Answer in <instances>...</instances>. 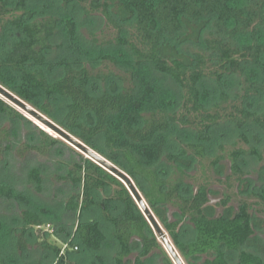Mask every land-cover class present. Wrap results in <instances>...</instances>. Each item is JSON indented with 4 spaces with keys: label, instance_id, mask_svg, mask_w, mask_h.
<instances>
[{
    "label": "trees",
    "instance_id": "obj_1",
    "mask_svg": "<svg viewBox=\"0 0 264 264\" xmlns=\"http://www.w3.org/2000/svg\"><path fill=\"white\" fill-rule=\"evenodd\" d=\"M40 1L60 2L63 9L78 8L86 16L102 15L116 35L102 43L92 34L93 42L121 47L128 57L121 62L111 54L101 55L97 62L112 64L120 72L65 61L61 75L49 79L45 67L54 38L67 18L69 34L75 33L76 26L70 16H61L60 8L56 10L60 15L38 13ZM151 70L178 86L175 108H169L152 87ZM206 81L220 88L217 100L210 104L202 100ZM234 81L236 93L229 90ZM97 82L108 87L98 90ZM0 85L129 175L187 264H197L200 256H210L204 264H264L246 249L255 234L252 205L244 201L235 213L226 195V212L219 216L209 205L210 171L228 160L232 172L228 181L241 182L240 158L252 154L262 159L255 147L245 149L238 143L233 150L220 145L221 154L213 157L209 145L223 124L235 126L238 139L246 143L251 129L264 131V0H0ZM61 102L62 111L57 107ZM0 115L27 121L1 96ZM172 128L190 131L193 139L168 154L169 168L159 169L155 159L165 151L160 139ZM39 136L38 145L31 147L43 152L59 143L67 145L44 129H39ZM10 149V132L0 130V155ZM75 153L78 159L61 179L80 185L82 193L68 207L99 209L118 244L114 264H131L134 244L140 249L134 264H146L155 250L163 254L164 264H174L127 186ZM181 157L194 160L201 176L174 162ZM29 180L42 188L40 170H31ZM189 181L196 191L186 188ZM102 191L110 194L96 200L95 194ZM7 196L12 197L10 192ZM257 197L264 204V188ZM167 205L194 226L191 241L182 239L179 221L164 218ZM22 219L24 235L30 226L44 224L29 211L23 212ZM105 240L98 221H79L74 242L67 244L69 256L54 247L52 264H75L70 255L78 254L79 248L95 255L87 264H98L96 254ZM18 245L22 253L27 251L23 238ZM229 253L236 254L235 262ZM0 264L8 261L0 257Z\"/></svg>",
    "mask_w": 264,
    "mask_h": 264
},
{
    "label": "rangeland",
    "instance_id": "obj_2",
    "mask_svg": "<svg viewBox=\"0 0 264 264\" xmlns=\"http://www.w3.org/2000/svg\"><path fill=\"white\" fill-rule=\"evenodd\" d=\"M36 6L38 13H45L46 15L61 14L63 17L64 15L70 16L76 26L75 33L69 34L65 24L69 20L67 18L54 38V47L48 54V64L45 67L49 79L53 80L61 75V63L65 61L74 62L75 65L78 62L88 68L95 67L97 70L108 71V69H112L120 72L112 64H108L107 67L105 64L97 62V58L101 55L111 54L118 57L121 62L127 60L128 57V51L121 47L102 46L93 42L92 34H95L96 38L102 43L116 35V30L107 27L106 20L102 15L86 16L78 8L63 9L61 3L56 1H40L36 3ZM59 8L61 13L56 11ZM149 80L152 87L162 95V99L164 97L168 107L175 108L179 101L180 91L178 86L169 77L152 70L150 71ZM96 86L98 90L108 87L103 82H97ZM236 86L237 82L234 81L230 85V92L236 93ZM201 93L203 102L210 104L217 100L220 88L216 83L206 81L202 83ZM0 96L3 97L2 95ZM3 98L19 110L27 121L31 123L27 121L20 122L0 115V130L9 131L11 140V149L0 155V257L5 258L8 264H52L56 261L54 247L61 248L62 254L69 256L66 251L67 244L74 242L79 221H98L105 233L106 240L102 249L96 254L97 262L98 264H114V257L118 252V244L112 237V226L102 220L97 207H92L88 210L69 209L68 202L82 193V187L61 179L68 175L72 165L78 159L75 152L84 155L85 158L90 159L91 157L69 144L64 138H61L50 128L36 120L31 114L19 108L7 98ZM63 106L64 103L62 102L57 105L60 111L63 110ZM54 123L57 124L56 122ZM57 125L60 126L59 124ZM39 129H44L48 133L54 134L56 138H59L67 145L59 143L45 152L32 148L39 143ZM238 135V130L235 126L230 124L221 125L214 131L213 139L209 145L210 156L215 157L221 154L220 145H224L227 150H233L237 147L234 144L238 143L245 149L255 147L262 155V159L252 154L244 155L240 158L239 164L244 172L241 182L236 181L235 178L228 181V177L232 174L228 160H224L217 169L210 171L209 205L214 210V214L219 216L226 212V207L223 205L226 195L231 198L228 207L232 208L235 213L239 211L242 202L245 201L251 204L250 212L254 218L255 234L246 249L264 260V204L257 197V194L264 188V131L258 128L251 129L247 134L248 143L240 141ZM192 139L193 135L190 131L172 128L169 133L163 135L162 139H160L165 151L159 158L155 159L156 166L159 169L169 168L168 154L175 153L180 144L189 142ZM90 149L93 150L92 148ZM94 152L97 153L96 151ZM97 154L100 155L99 153ZM174 162L184 167L192 175L201 176L200 168L190 157H181ZM33 169H38L42 173L43 185L40 190L29 180V172ZM187 184L186 188L188 187L189 192L196 191V186L192 182L190 183L189 181ZM9 192L12 195L10 198L7 196ZM109 194L110 191L98 192L95 194V199L101 200ZM25 211L37 214L44 224L42 226H30L24 235L25 225L22 215ZM116 212L117 210L114 211V213ZM163 214L167 222H180L179 230L184 241L193 239L194 226L189 220H184L181 217L178 209L167 205L163 208ZM155 218L162 231L171 240L164 229L163 223L156 216ZM153 230L163 249L167 252L161 236L154 228ZM22 238L27 247L25 253H22L18 245ZM171 242L173 243L172 240ZM173 245L175 246L174 243ZM72 250L70 248L71 252ZM139 254L140 249L134 244V250L130 256L131 264H134ZM167 254L169 255L168 252ZM179 255L181 256L180 253ZM94 256L83 248H79V253L71 254L70 258L75 264H87ZM228 256L232 262L236 261V254L229 253ZM181 258L187 264L182 256ZM208 258L210 256H200L196 258L195 262L204 264ZM146 260V264H164L163 254L159 250L153 251Z\"/></svg>",
    "mask_w": 264,
    "mask_h": 264
},
{
    "label": "water",
    "instance_id": "obj_3",
    "mask_svg": "<svg viewBox=\"0 0 264 264\" xmlns=\"http://www.w3.org/2000/svg\"><path fill=\"white\" fill-rule=\"evenodd\" d=\"M1 86V85H0ZM0 95L10 100L13 104L18 106L19 108L25 110L29 114H31L36 120L44 124L46 127L50 128L54 133L58 134L61 138H64L69 144L75 146L77 149H79L81 152L87 153L98 165L106 169L108 172L113 174L115 177H117L120 181H122L127 188L130 190L131 194L133 195L134 199L138 203L140 209L152 225V227L159 233V235L162 238V242L169 253L170 257L172 258L173 262L175 264H185L182 260L181 256L179 255L177 249L171 242V240L167 237V235L162 231L160 228L155 216L153 215V212L147 205L146 201L144 200L143 196L139 192V190L135 187V184L133 183L132 179L127 175L124 171L117 168L115 165H113L108 160L104 159L97 153H95L93 150H91L87 145L82 143L80 140L69 134L67 131H65L62 127L58 126L54 122H52L48 117L34 109L29 104L25 103L21 99H19L17 96H15L13 93L5 89L4 87L0 88ZM93 158V159H92Z\"/></svg>",
    "mask_w": 264,
    "mask_h": 264
},
{
    "label": "snow or ice",
    "instance_id": "obj_4",
    "mask_svg": "<svg viewBox=\"0 0 264 264\" xmlns=\"http://www.w3.org/2000/svg\"><path fill=\"white\" fill-rule=\"evenodd\" d=\"M0 88H2V86H0ZM41 127H43V125H41Z\"/></svg>",
    "mask_w": 264,
    "mask_h": 264
},
{
    "label": "built area",
    "instance_id": "obj_5",
    "mask_svg": "<svg viewBox=\"0 0 264 264\" xmlns=\"http://www.w3.org/2000/svg\"><path fill=\"white\" fill-rule=\"evenodd\" d=\"M77 250V248H75Z\"/></svg>",
    "mask_w": 264,
    "mask_h": 264
}]
</instances>
